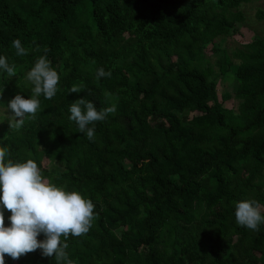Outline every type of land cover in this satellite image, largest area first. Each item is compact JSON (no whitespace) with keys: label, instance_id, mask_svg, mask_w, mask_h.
Returning <instances> with one entry per match:
<instances>
[{"label":"trees","instance_id":"obj_1","mask_svg":"<svg viewBox=\"0 0 264 264\" xmlns=\"http://www.w3.org/2000/svg\"><path fill=\"white\" fill-rule=\"evenodd\" d=\"M252 1L0 0V55L16 68L0 72V108L31 97L26 73L45 46L60 77L35 119L0 122V147L94 203L88 233L67 240L74 264H264V224L252 231L235 219L236 202L264 206V9L253 41L217 43ZM99 68L111 77L97 80ZM225 81L233 90L219 99ZM79 98L98 111L116 105L92 141L68 118ZM5 264L56 261L38 249Z\"/></svg>","mask_w":264,"mask_h":264},{"label":"clouds","instance_id":"obj_2","mask_svg":"<svg viewBox=\"0 0 264 264\" xmlns=\"http://www.w3.org/2000/svg\"><path fill=\"white\" fill-rule=\"evenodd\" d=\"M17 56H25L29 49L22 46L20 39L12 41ZM40 52L39 47L36 48ZM49 49L43 48V55L35 59L26 73L32 85L30 98L17 93L5 105L3 122L9 128L19 129L25 118L35 119L41 110L39 97L51 100L58 91L59 74L47 58ZM0 72L15 76L16 68L9 65L5 56L0 55ZM111 71L96 70L95 77H111ZM84 84L73 85L72 93H79ZM3 89H0L2 97ZM70 121L75 122L79 133L88 140L95 139V123L105 121L109 114L116 112L113 104L97 110L93 102L84 98L76 99L69 107ZM91 125V127H90ZM7 146L0 147V264H5V255L13 260L40 250L43 257H54L56 264H74L68 256L69 236L80 237L88 233L97 218L95 205L78 191H67L46 179L33 159L14 162L6 159ZM5 210L10 212L9 224L5 226ZM235 219L238 225L258 231L264 224V206L256 200H242L235 203ZM43 235L44 239H38ZM63 237V240L61 239Z\"/></svg>","mask_w":264,"mask_h":264},{"label":"rangeland","instance_id":"obj_3","mask_svg":"<svg viewBox=\"0 0 264 264\" xmlns=\"http://www.w3.org/2000/svg\"><path fill=\"white\" fill-rule=\"evenodd\" d=\"M264 9V0H253L251 3L244 5L242 10L246 18V22L242 24H236V32L230 33L227 38L217 41L219 48H226L230 51L237 46H241L253 41L257 36L255 30H258L260 25L257 24L255 14L257 9ZM208 53V52H207ZM215 57H212L214 59ZM213 61V60H212ZM232 84L229 81L219 82L217 87V93L219 99H221V94L223 92L232 93ZM225 107L233 108L234 110L237 107V101L234 99L228 100L225 102ZM5 108H0V117H3V112Z\"/></svg>","mask_w":264,"mask_h":264}]
</instances>
